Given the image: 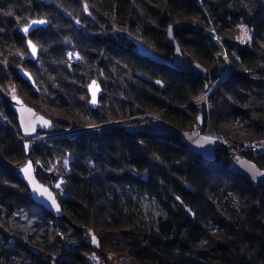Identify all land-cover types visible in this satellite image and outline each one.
Returning <instances> with one entry per match:
<instances>
[{
    "label": "trees",
    "instance_id": "trees-1",
    "mask_svg": "<svg viewBox=\"0 0 264 264\" xmlns=\"http://www.w3.org/2000/svg\"><path fill=\"white\" fill-rule=\"evenodd\" d=\"M33 18L48 24L21 32ZM169 26L207 78L174 67ZM69 47L80 61H68ZM93 78L103 88L95 109ZM12 88L55 127L31 145L63 219L17 176L25 154ZM156 117L232 146L264 137V0H0V264H97L107 254L134 264H264V185L230 171L225 146L208 160L176 136L126 130ZM243 157L264 169V152Z\"/></svg>",
    "mask_w": 264,
    "mask_h": 264
},
{
    "label": "water",
    "instance_id": "water-1",
    "mask_svg": "<svg viewBox=\"0 0 264 264\" xmlns=\"http://www.w3.org/2000/svg\"><path fill=\"white\" fill-rule=\"evenodd\" d=\"M49 3V0H47ZM87 15L89 12L87 10ZM48 21L45 18H33L24 27L20 29L24 34H29L31 31L46 27ZM77 24V22H75ZM167 42L174 46L173 65L181 71H190L203 78L209 76V69L198 62L193 61V58L188 53H183L172 33V28L169 26L167 30ZM28 60H35L37 57V46L29 38L26 39ZM35 48V52H33ZM20 77L27 81L34 90H37L34 79L31 73L23 66L18 67ZM103 88L99 81L95 78L91 79L87 84V92L89 95L88 103L92 109H95L100 104V96ZM10 106L17 117L18 128L21 133L19 139L24 148L25 160L17 167L16 173L19 179L24 183L30 192L31 199L38 205L42 206L53 217L63 219L65 214L59 203L54 190L47 184H44L37 177V166L32 156L31 140L37 132L41 131L53 136L55 127L52 120L40 113L34 107L27 104L24 99L17 93L11 95ZM146 118L149 115L145 116ZM137 120V119H135ZM127 131L135 133H144L147 135L160 136H176L187 149L205 159L212 160L215 157L216 149L222 148L223 144L220 139L215 137H205L197 131H187L180 129L161 117L152 119L149 122L129 123L126 126ZM59 135H64L60 133ZM228 169L236 174L246 177L252 183L264 185V169L258 168L253 162L245 157H236L229 161ZM119 264H134L129 257L119 259Z\"/></svg>",
    "mask_w": 264,
    "mask_h": 264
},
{
    "label": "built area",
    "instance_id": "built-area-1",
    "mask_svg": "<svg viewBox=\"0 0 264 264\" xmlns=\"http://www.w3.org/2000/svg\"><path fill=\"white\" fill-rule=\"evenodd\" d=\"M65 55L66 58L68 59V61L70 62H78L81 60V57L78 53V51L75 48L69 47L66 49L65 51ZM231 66L229 65L228 68L226 69V71L224 73H227L230 70ZM220 80V78L215 82V84L211 87H207L205 89V91L198 95L195 96L194 98H192L190 100L191 103H195L197 102L199 99H206L208 93L210 92V90H212V88L218 83V81ZM149 117H154V115H149ZM140 118H146L145 116H138V117H129L127 119H124L122 121H115V122H124V121H133L135 119H140ZM148 118V117H147ZM112 124L111 122L108 123H101V124H97V125H93L90 127H85V128H79V129H71V130H67V131H63L61 133H63L64 135H71L83 130H91V129H98L100 127L106 126ZM57 133H53L52 135H56ZM60 134V133H58ZM223 146L227 147V155L233 159L236 157H243L244 154L247 153H261L264 152V137L261 138H255L251 141H246L243 142L241 144H238L236 146H232L229 145L228 141L225 139H220ZM111 259V260H110ZM95 261L97 264H105L106 261H108L109 264H118L116 261L113 260L112 255L111 254H107L106 255V259L102 256H97L95 258Z\"/></svg>",
    "mask_w": 264,
    "mask_h": 264
},
{
    "label": "rangeland",
    "instance_id": "rangeland-1",
    "mask_svg": "<svg viewBox=\"0 0 264 264\" xmlns=\"http://www.w3.org/2000/svg\"><path fill=\"white\" fill-rule=\"evenodd\" d=\"M237 38L241 41V42H244L246 40H248L250 38V31L248 28H246L244 25H241L240 26V30L237 34ZM226 73H222L221 75H224ZM89 83V82H88ZM87 88V87H86ZM17 93V89L16 88H12L11 90V95ZM89 97V95H88ZM89 100V98H88ZM151 115H154L156 116V114H151ZM146 116V115H145ZM157 118V117H156ZM124 120V119H123ZM116 121H119V120H116ZM93 125H97V124H87L85 125V127H90V126H93ZM85 127H81V128H85ZM76 129H79V128H76ZM67 130H71V129H65L64 131H67ZM45 134H36L35 136H33V139L32 140H38V139H41L44 137ZM31 140V141H32ZM230 145V144H229ZM62 182V179H58L56 182L53 183L54 187H56L57 189L59 188L60 186V183ZM112 255V258L114 261H116L118 264H119V259L122 258V257H119L117 256L116 254H111ZM95 258L97 256H94ZM111 260V259H110Z\"/></svg>",
    "mask_w": 264,
    "mask_h": 264
},
{
    "label": "snow or ice",
    "instance_id": "snow-or-ice-1",
    "mask_svg": "<svg viewBox=\"0 0 264 264\" xmlns=\"http://www.w3.org/2000/svg\"><path fill=\"white\" fill-rule=\"evenodd\" d=\"M33 52H35V48H33Z\"/></svg>",
    "mask_w": 264,
    "mask_h": 264
}]
</instances>
